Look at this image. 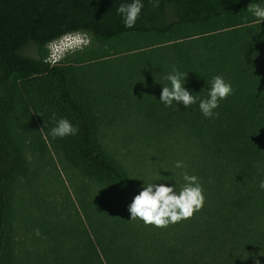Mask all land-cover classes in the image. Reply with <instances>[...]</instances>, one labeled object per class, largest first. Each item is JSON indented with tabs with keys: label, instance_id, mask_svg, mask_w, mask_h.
I'll use <instances>...</instances> for the list:
<instances>
[{
	"label": "trees",
	"instance_id": "16d2710c",
	"mask_svg": "<svg viewBox=\"0 0 264 264\" xmlns=\"http://www.w3.org/2000/svg\"><path fill=\"white\" fill-rule=\"evenodd\" d=\"M131 2L0 0V264H264V21L247 10L264 0H141L126 28L117 9ZM76 32L89 42L51 63L50 43ZM173 68L197 97L188 108L160 102ZM216 75L233 94L206 118L199 101ZM53 117L77 134L54 138ZM129 121L187 166L170 186L199 178L206 199L192 217L131 220L142 183L102 140ZM53 153L99 189L28 227L18 190L44 165L58 170Z\"/></svg>",
	"mask_w": 264,
	"mask_h": 264
},
{
	"label": "rangeland",
	"instance_id": "374dc122",
	"mask_svg": "<svg viewBox=\"0 0 264 264\" xmlns=\"http://www.w3.org/2000/svg\"><path fill=\"white\" fill-rule=\"evenodd\" d=\"M76 34L80 33L76 32ZM83 34H80L81 39L87 43L88 39ZM69 49H66L63 54H66ZM27 53L35 55V47L28 49ZM102 140L105 146L114 152L131 171L137 184L142 183L143 186L145 183H164L172 187L170 185L179 179L178 168L175 167L177 161L173 158V154L164 151L154 138L149 137V133L142 126H137L133 121L120 126H105L102 129ZM29 157L34 167L36 163L32 154ZM53 157L58 170L53 164H46L40 171L35 184L30 187L22 186L18 190L17 204L20 221L24 216V223L29 224L28 227L33 220V215H39L41 209L44 212L53 213L51 217L55 214L64 217L67 214L68 199L78 200L88 191L95 193L99 189L97 184L85 178L76 168L71 167L61 155L53 153ZM21 230L19 232L22 237ZM33 232L35 230L29 233L28 240V247L31 249H33L30 244ZM20 235L18 238H21ZM38 243L35 239V244Z\"/></svg>",
	"mask_w": 264,
	"mask_h": 264
},
{
	"label": "clouds",
	"instance_id": "9594fccd",
	"mask_svg": "<svg viewBox=\"0 0 264 264\" xmlns=\"http://www.w3.org/2000/svg\"><path fill=\"white\" fill-rule=\"evenodd\" d=\"M142 8L141 0H132L131 3L121 4L118 7L117 13L122 15L126 28H132L135 25ZM247 10L260 21H264V6L258 3H250ZM84 36L89 42L88 36ZM83 44L85 45L86 41H82L81 46ZM186 75L173 68V71L166 76V79L170 81V86L162 87L160 102L166 106H171L173 102L175 104L182 103L185 108L197 102V97L185 88ZM232 94L231 84L226 82L221 75H216L211 79L207 98L199 101V109L206 118H212L213 110L219 107V101ZM53 120L55 127L51 129V135L54 138L77 134L78 128L68 119L55 120L53 117ZM175 167L179 169L187 166L182 161H177ZM181 175L185 183L180 186L179 190H177L176 185L169 187L164 183H145L142 190L128 206L131 220L139 218L146 225L165 228L169 224L190 218L194 212L200 211L206 198L199 178L195 175H189L187 172H183ZM259 186L264 189V181H261ZM35 234L37 236L41 234L39 228L35 229ZM256 264H259V261H256Z\"/></svg>",
	"mask_w": 264,
	"mask_h": 264
},
{
	"label": "built area",
	"instance_id": "2783aa9c",
	"mask_svg": "<svg viewBox=\"0 0 264 264\" xmlns=\"http://www.w3.org/2000/svg\"><path fill=\"white\" fill-rule=\"evenodd\" d=\"M82 39L80 34L71 33L66 34L63 37L50 43V54L48 60L51 63H56L59 61L65 54L66 49L70 48L69 51H74L76 48H81Z\"/></svg>",
	"mask_w": 264,
	"mask_h": 264
}]
</instances>
